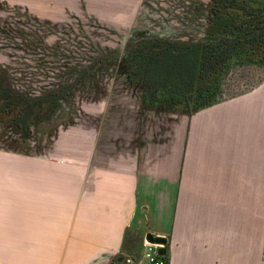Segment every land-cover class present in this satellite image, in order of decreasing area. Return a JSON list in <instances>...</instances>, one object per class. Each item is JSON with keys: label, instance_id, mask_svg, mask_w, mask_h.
Segmentation results:
<instances>
[{"label": "crops", "instance_id": "1", "mask_svg": "<svg viewBox=\"0 0 264 264\" xmlns=\"http://www.w3.org/2000/svg\"><path fill=\"white\" fill-rule=\"evenodd\" d=\"M1 10L107 25L149 12L144 0H0ZM87 83L76 122H46L45 152L0 153V264L126 259V230L138 258L151 234L166 239L169 264H264V83L191 116L143 110L121 74Z\"/></svg>", "mask_w": 264, "mask_h": 264}, {"label": "rangeland", "instance_id": "2", "mask_svg": "<svg viewBox=\"0 0 264 264\" xmlns=\"http://www.w3.org/2000/svg\"><path fill=\"white\" fill-rule=\"evenodd\" d=\"M144 1L149 12L141 11L130 19H111L113 24L110 25L106 19L98 18H30L20 16L21 11H12L11 16L6 17L9 11L1 10L0 69L5 72L9 87L37 97L71 86L84 72L88 75L92 64L96 63L93 60L120 57L141 38L160 36L196 41L202 37L208 0ZM128 21L129 26L125 28ZM94 68L98 73L100 69H111L99 67V63ZM116 69L112 70L116 74L123 72L121 66ZM260 79H264V67L235 69L223 78V97L249 90ZM77 99L76 89L70 99L61 102L54 121L76 122ZM49 120L52 121V117ZM46 131V121L38 127V134L34 132L25 138L0 126V153L45 152ZM131 249L134 253L127 258L139 259L137 239Z\"/></svg>", "mask_w": 264, "mask_h": 264}, {"label": "trees", "instance_id": "3", "mask_svg": "<svg viewBox=\"0 0 264 264\" xmlns=\"http://www.w3.org/2000/svg\"><path fill=\"white\" fill-rule=\"evenodd\" d=\"M122 61L129 87L141 93L143 110L191 116L243 95L264 79L229 98L223 97L222 81L235 69L264 67V0H209L199 40L139 39ZM71 94L72 87H64L37 97L25 96L9 87L0 69V124L28 137ZM136 239L135 232L126 230L123 250L132 253ZM160 258L169 264L167 253ZM107 264H124V257Z\"/></svg>", "mask_w": 264, "mask_h": 264}, {"label": "flooded vegetation", "instance_id": "4", "mask_svg": "<svg viewBox=\"0 0 264 264\" xmlns=\"http://www.w3.org/2000/svg\"><path fill=\"white\" fill-rule=\"evenodd\" d=\"M208 2H209V0H208ZM205 22H206V20H205ZM144 38H164V37H160V36H158V37H144ZM141 39H143V38H141ZM172 39V38H171ZM138 41V40H137ZM134 44V43H133ZM132 44V45H133ZM132 45L130 46V48L132 47ZM130 48L123 54V55H121L120 57H109V58H104V59H98V60H93V63L94 62H96V63H94V64H92V67L89 69V71H88V75L87 76H85L86 75V72H84L83 74H82V77L81 78H79L75 83H73L71 86H68V87H72V94H71V97L73 96V94H74V92H75V90L77 89H79V88H83L84 87V85H86V83H87V80H94L95 79V77L97 76V75H99V74H101V73H108V72H110V73H114V74H116V72H113V71H115V69L117 68V66L119 67V66H121L122 68H123V72H121V73H118V74H121V75H123L124 76V78H125V82H126V84H127V86L129 87V85H128V83H127V80H126V67H125V65L123 64V61H122V57L130 50ZM99 63V67H104L105 69H106V67H110L111 69H106V70H103V69H100L99 70V72L100 73H98L97 71H98V69H95L94 67H95V65L96 64H98ZM112 66H114V67H112ZM113 68V69H112ZM113 70V71H112ZM117 70V69H116ZM93 72V73H92ZM97 72V73H96ZM6 78H7V76H6ZM88 84V83H87ZM64 88V87H63ZM130 88V87H129ZM59 89H61V88H59ZM131 89V88H130ZM131 90H133V89H131ZM134 91H138V90H134ZM49 92H51V91H49ZM19 93V92H18ZM46 93H48V92H46ZM22 94V93H21ZM45 94V93H44ZM23 95H25V94H23ZM140 95H141V93H140ZM25 96H27V95H25ZM41 96V95H40ZM28 97H31V96H28ZM70 97V98H71ZM69 98V99H70ZM63 101H65V100H61L60 102H59V105H58V108H57V110L59 109V106H60V104H61V102H63ZM57 110L55 111V113L57 112ZM54 113V114H55ZM53 114V115H54ZM52 115V116H53ZM51 116V117H52ZM51 117H49L48 119H50ZM48 119H46L45 121L47 122V120ZM45 121H43V122H45ZM42 122V123H43ZM41 123V124H42ZM41 124H39L37 127H34L33 129H32V131H31V134L29 135V136H31L32 135V133H33V130L34 129H37ZM0 126H2L3 128H6V129H8V130H11L12 132H14L12 129H10V128H7V127H5V126H3L2 124H0ZM15 133V132H14ZM15 134H17V133H15ZM18 136H20L19 134H17ZM28 136V137H29ZM21 137V136H20Z\"/></svg>", "mask_w": 264, "mask_h": 264}, {"label": "built area", "instance_id": "5", "mask_svg": "<svg viewBox=\"0 0 264 264\" xmlns=\"http://www.w3.org/2000/svg\"><path fill=\"white\" fill-rule=\"evenodd\" d=\"M142 248V255L139 259L126 258L124 264H165L158 255V249L164 248L163 245L150 243L144 238Z\"/></svg>", "mask_w": 264, "mask_h": 264}, {"label": "water", "instance_id": "6", "mask_svg": "<svg viewBox=\"0 0 264 264\" xmlns=\"http://www.w3.org/2000/svg\"><path fill=\"white\" fill-rule=\"evenodd\" d=\"M145 239L150 242V243H153V244H158V245H163L165 246L166 244V239L165 238H161V237H154L153 235L151 234H147L145 236ZM158 255L159 256H163L165 255V249L164 248H160L158 249ZM120 261V259H119Z\"/></svg>", "mask_w": 264, "mask_h": 264}]
</instances>
